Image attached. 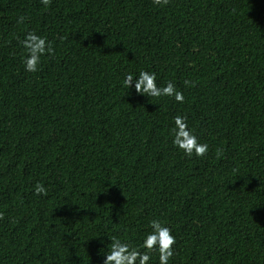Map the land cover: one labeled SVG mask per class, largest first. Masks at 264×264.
I'll return each instance as SVG.
<instances>
[{
  "label": "trees",
  "instance_id": "obj_1",
  "mask_svg": "<svg viewBox=\"0 0 264 264\" xmlns=\"http://www.w3.org/2000/svg\"><path fill=\"white\" fill-rule=\"evenodd\" d=\"M28 31L53 47L36 72ZM140 70L184 102L125 94ZM152 219L170 264H264V0H0V264H101Z\"/></svg>",
  "mask_w": 264,
  "mask_h": 264
},
{
  "label": "clouds",
  "instance_id": "obj_2",
  "mask_svg": "<svg viewBox=\"0 0 264 264\" xmlns=\"http://www.w3.org/2000/svg\"><path fill=\"white\" fill-rule=\"evenodd\" d=\"M40 2L47 7L51 0H40ZM153 3L162 6L166 5L168 0H153ZM24 20L25 17L20 16L17 18V23L21 24ZM19 42L25 50L22 62L26 72H36L41 58L53 54L51 41L36 32H26ZM122 87L126 90L125 94L135 92L137 95L148 98L170 97L177 103L184 102L183 93L176 89L172 81L159 86L156 73L147 70H140L138 73L125 72ZM172 124L173 127L170 129L172 145L185 156L202 157L208 152L209 145L200 142L184 115L174 116ZM45 192V186L37 182L34 193L40 195ZM147 227L149 230L143 233L138 245L113 236L102 254L101 264H153V252L157 254L156 264H170L174 254L173 245L176 242L171 229L159 219L150 220Z\"/></svg>",
  "mask_w": 264,
  "mask_h": 264
}]
</instances>
